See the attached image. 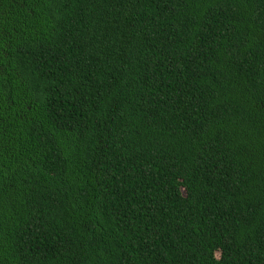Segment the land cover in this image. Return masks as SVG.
<instances>
[{"label": "trees", "instance_id": "1", "mask_svg": "<svg viewBox=\"0 0 264 264\" xmlns=\"http://www.w3.org/2000/svg\"><path fill=\"white\" fill-rule=\"evenodd\" d=\"M0 264H264V0H0Z\"/></svg>", "mask_w": 264, "mask_h": 264}]
</instances>
